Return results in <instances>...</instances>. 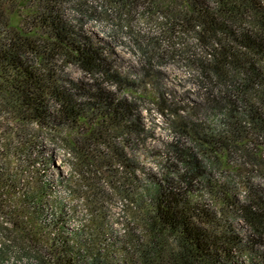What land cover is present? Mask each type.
I'll use <instances>...</instances> for the list:
<instances>
[{
	"label": "trees",
	"instance_id": "1",
	"mask_svg": "<svg viewBox=\"0 0 264 264\" xmlns=\"http://www.w3.org/2000/svg\"><path fill=\"white\" fill-rule=\"evenodd\" d=\"M73 1L0 0V264H264V0H100L169 32L215 116L176 117L190 143L155 156L160 175L141 167L145 98Z\"/></svg>",
	"mask_w": 264,
	"mask_h": 264
},
{
	"label": "rangeland",
	"instance_id": "2",
	"mask_svg": "<svg viewBox=\"0 0 264 264\" xmlns=\"http://www.w3.org/2000/svg\"><path fill=\"white\" fill-rule=\"evenodd\" d=\"M73 2L79 5L77 7L80 11L76 12L71 8ZM73 2L68 7L67 19L73 23L83 24L93 41L110 47L115 67L132 78L131 82L135 85V90L132 91L133 96L145 98L140 102L143 109L142 115L145 117L144 125L153 130L155 136L147 140L146 145L141 146V152H143V156L140 157L141 167L160 175L162 169L160 162H164L160 157L155 156L158 153H166L167 146L176 140L190 143L189 138L180 137L179 131L174 130V126L180 121L176 117H196L199 120L209 116L215 117L203 106L205 94L193 76L196 69L193 65V67L189 66L179 55L178 45L172 40L169 32H164L161 25L142 19L141 13L131 18L122 16V19H125L122 20L112 10L104 11L100 0H75ZM17 22L14 20L12 23ZM139 47H142L148 53L147 55L153 56V59L150 60L151 57L148 59L147 56L144 58ZM149 61L151 63H148ZM65 72L69 78L90 83L88 82L90 79L88 80L87 76H84L76 66H69ZM144 74L146 76L143 78ZM157 94L163 99V106H157L156 100L159 99L156 97ZM127 98L132 99L129 95ZM161 108H165L164 114L159 113ZM179 108L182 110L177 116L175 113ZM49 144L45 145L53 165L49 166L48 174L52 177L60 174L67 176L69 167L68 162L64 161L65 153L56 145ZM173 162L179 163L177 160ZM219 173L216 172V177H220ZM59 191L56 195L63 197L64 189L61 188ZM191 198L197 203H204L200 195H193ZM120 205L117 200L111 204L116 213L115 217L121 221V215L118 214ZM208 205L214 206L215 204L209 201ZM236 226L239 231L246 232L248 229L241 221H238ZM115 228H120V224H117V227L115 225ZM15 250L13 248L10 251L6 264H18L19 251L14 252Z\"/></svg>",
	"mask_w": 264,
	"mask_h": 264
}]
</instances>
